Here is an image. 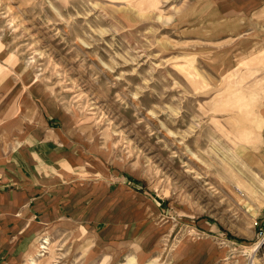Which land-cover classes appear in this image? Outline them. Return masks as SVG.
<instances>
[{"label": "rangeland", "instance_id": "obj_1", "mask_svg": "<svg viewBox=\"0 0 264 264\" xmlns=\"http://www.w3.org/2000/svg\"><path fill=\"white\" fill-rule=\"evenodd\" d=\"M263 105L264 0H0V159L44 117L75 153L63 183L132 213L113 237L55 227L51 264H161L184 242L264 264Z\"/></svg>", "mask_w": 264, "mask_h": 264}, {"label": "crops", "instance_id": "obj_2", "mask_svg": "<svg viewBox=\"0 0 264 264\" xmlns=\"http://www.w3.org/2000/svg\"><path fill=\"white\" fill-rule=\"evenodd\" d=\"M234 5L223 2L222 7H215L224 12L235 9ZM43 120L45 124L33 125L21 135L23 149L0 159V264H28L32 247L55 227L85 222L113 237L125 231L118 217L132 215L131 209H117L118 193L106 192L102 197L101 185L75 190L63 183L74 175L70 167L74 169L71 160L75 153L57 148L64 137ZM130 195L126 194L132 198ZM181 246L171 261L161 264H215L211 244L202 247L201 243L184 242Z\"/></svg>", "mask_w": 264, "mask_h": 264}, {"label": "bare ground", "instance_id": "obj_3", "mask_svg": "<svg viewBox=\"0 0 264 264\" xmlns=\"http://www.w3.org/2000/svg\"><path fill=\"white\" fill-rule=\"evenodd\" d=\"M250 97V96H249ZM249 100V99H248ZM249 102V101H248ZM247 106L249 105V103H246ZM253 104V103H252ZM249 107V106H248ZM244 109L246 107H243ZM247 109V108H246ZM245 109V110H246ZM244 110V111H245ZM248 110V109H247ZM243 111V110H242ZM93 114V113H92ZM261 115H262V118L264 120V105L262 107V110H261ZM43 122H41L40 124H42ZM90 126V125H89ZM43 128V127H42ZM91 129V128H90ZM39 130V129H37ZM41 131V130H39ZM41 133V132H40ZM240 150V149H239ZM20 156V155H19ZM69 158V157H68ZM68 161V160H67ZM61 163V162H60ZM67 163V162H66ZM74 163V162H73ZM36 164V163H35ZM63 164V163H62ZM38 166V165H37ZM41 169V168H40ZM66 171V170H65ZM43 243H46V244H43ZM51 242L48 240V238H44V242L42 243H37V246L34 247L30 252H29V263L28 264H51L52 262V257L51 256H47V257H44V255L46 254H50L51 252V248L49 247V244ZM42 249H45L44 251H42ZM36 255L38 257H43V259H41L40 261H38V258L36 257ZM121 264H138V262L135 261L134 258H132L131 260H129L128 262H125V263H121Z\"/></svg>", "mask_w": 264, "mask_h": 264}]
</instances>
